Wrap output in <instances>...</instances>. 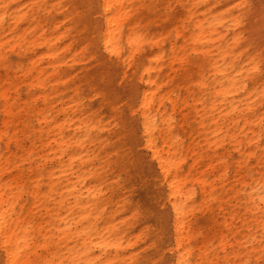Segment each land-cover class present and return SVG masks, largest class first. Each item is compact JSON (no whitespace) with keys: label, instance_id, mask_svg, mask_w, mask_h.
Here are the masks:
<instances>
[{"label":"bare ground","instance_id":"obj_1","mask_svg":"<svg viewBox=\"0 0 264 264\" xmlns=\"http://www.w3.org/2000/svg\"><path fill=\"white\" fill-rule=\"evenodd\" d=\"M0 264H264V0H0Z\"/></svg>","mask_w":264,"mask_h":264}]
</instances>
